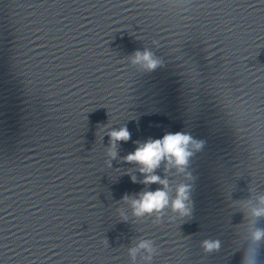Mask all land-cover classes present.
I'll return each mask as SVG.
<instances>
[{
  "label": "clouds",
  "instance_id": "clouds-1",
  "mask_svg": "<svg viewBox=\"0 0 264 264\" xmlns=\"http://www.w3.org/2000/svg\"><path fill=\"white\" fill-rule=\"evenodd\" d=\"M137 61L143 60L146 62L148 69H154L157 67L158 61L152 59V54L145 51L143 54L136 53ZM112 140V147H115L116 141H127L130 138V133L126 127H122L119 131H112L110 133ZM189 144H193L195 148L199 149L202 142L194 141L193 138L181 132L175 134H166L162 139L151 140L143 143L137 149L130 153L125 159L128 162H135L141 165L140 171L145 173L144 183H161L165 184L166 181H162L160 177L153 175L154 170L159 167L162 160H168L174 162L179 170H183L187 164L192 152L189 151ZM110 154L114 157L115 152ZM133 180L135 178L133 177ZM189 189L186 185H180L177 190V198L173 201V208L179 210L182 214L187 213L185 201L188 199ZM136 207V214L140 215L144 212H152L153 210H159L168 204V194L163 190H157L155 192H145L141 195L138 201H133ZM264 214V210L257 211L256 215ZM264 236V230H257L254 233V239L259 240ZM142 247L146 245H141ZM207 249L211 250L213 247H218L217 244L205 242ZM257 255L253 253L247 259V264H257Z\"/></svg>",
  "mask_w": 264,
  "mask_h": 264
}]
</instances>
